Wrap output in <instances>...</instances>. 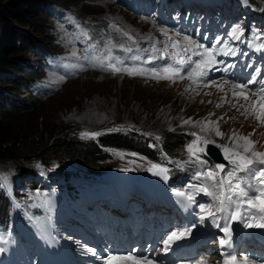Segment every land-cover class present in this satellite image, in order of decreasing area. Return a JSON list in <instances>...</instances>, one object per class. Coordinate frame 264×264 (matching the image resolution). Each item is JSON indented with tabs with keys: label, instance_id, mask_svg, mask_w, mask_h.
Returning <instances> with one entry per match:
<instances>
[{
	"label": "rangeland",
	"instance_id": "obj_1",
	"mask_svg": "<svg viewBox=\"0 0 264 264\" xmlns=\"http://www.w3.org/2000/svg\"><path fill=\"white\" fill-rule=\"evenodd\" d=\"M140 1L72 0V4L67 7L59 4L47 6L45 9L51 14L46 21L40 23L45 27L44 33H37L33 27L23 25L9 17L16 31L10 30L4 33L0 30V41L5 39L4 43L9 50L8 57L17 62V70L27 71L31 79H39L29 86L28 92L20 93L18 89L24 91L22 85L30 78L21 81L17 75L0 71V78H13L15 81V87L11 85L8 87L10 89L6 90L7 85H4L0 87V91L9 92L8 94L16 97L15 99L31 104L32 112L27 114V120L32 119L36 123L44 124L53 122L61 126L62 136L74 141L86 140L90 137H82L83 132L103 134L109 129H121L126 135L134 134L136 144H139L140 133L159 136L163 144L165 142L168 144L170 140L174 141L179 152L176 157L187 160L185 146L194 139L191 133H199L201 123L212 120L218 122L220 131L225 134L223 138L211 133L207 134L217 144L227 143V137L235 130L241 135L252 133L251 138L257 141L258 149L264 150L262 147L264 146V125L255 124L253 117L246 118L241 114L244 111L243 108L237 110V107H234V105L244 104V101L232 96L229 85H226L225 91L222 92L211 86L212 83L207 85L199 81L193 83L184 71L181 73L184 79L176 78L170 81L154 79L150 74L128 75L124 72L113 74L111 71L102 73L99 71L100 67L91 66L109 50L112 56L125 61L128 66H133L134 59L127 54V51H124V49H131L136 54L139 66L146 69L159 67V57L171 48L169 37L180 41L181 36L174 28L181 27L189 13L184 12L180 5L168 4L164 0L161 1L159 8ZM254 1L264 3V0ZM61 4L64 3L61 2ZM218 4L222 5V0H218ZM3 7L9 11L15 10L14 6L6 2H3ZM240 14L241 11L238 13L235 10L232 11L234 25H238ZM234 25L230 26L232 31ZM239 26L244 30L246 28V24ZM82 29L88 33L87 37L81 35ZM160 29H164L167 35ZM195 30L200 34L198 40L200 44L216 49L221 34L220 28L211 26L207 20H204L195 25ZM123 32H128L133 40L123 36ZM15 37L23 38V42L19 41L18 51L10 53L9 48ZM255 38H260V35H257L250 26L247 40L253 41ZM260 41L264 43V36L260 38ZM165 45L168 47L165 48ZM73 51L76 52V56L71 55ZM86 56L87 59H85ZM153 56L157 59L152 60ZM145 61L150 62L144 63ZM68 73L75 74L68 75ZM60 75L66 76L62 82H58ZM223 80L233 81L227 75H221L214 82L219 84ZM229 94L230 97H228ZM217 104L220 107H217ZM221 117L223 119H220ZM189 119L191 123H183ZM106 150L115 153L113 149ZM116 152L117 154H110V157L106 158L104 153L101 154L104 160L97 163L101 164L99 170H93L85 163L78 164L81 174H90L94 177L71 180L81 192L80 198L75 199L70 196L68 199L75 210L81 206L86 211L90 210L89 197L82 195V192H86L85 188L91 187L92 197L98 196L101 189L108 187L107 175L115 170L111 173L108 171L112 170L114 165H119L116 168H121L120 165L129 163L127 161L137 160L148 165L143 158L135 159L126 155V151ZM202 159L205 158L202 157ZM37 163L38 161L34 159L25 161L23 165L27 169L33 168ZM197 170H199L198 166L189 164L183 169L171 171L169 175H175V179L179 181V187L174 189H183L189 183L203 182L193 179L194 172ZM14 171L16 170L12 161L0 159V175L7 177L1 186L8 192L10 190L8 181ZM131 174L134 176L136 173ZM35 175L20 177L17 182L21 184V189H26L24 182L30 180L45 185L44 192L29 196L35 199L40 209L31 211L33 202L24 198L26 213L19 216L20 212H18L17 217H12L11 226L16 231L12 235H6L5 228L0 227L3 236L0 247L5 249L0 252V264H15L18 259L27 260L31 252L35 251L19 241V237H23L31 244L33 243V238L28 231L33 226L26 220L35 217L32 221L36 220L34 227L37 226L38 230L42 225L40 223L42 218L45 224L44 234L48 235L52 227L51 222L56 224L59 219L58 204L62 201L54 185H62L63 181H53L50 177L43 176L41 172ZM113 177L115 181V176ZM162 188L165 189V185ZM105 190L103 189L101 193ZM98 204L99 202L95 205ZM1 223L6 225V222ZM207 225L215 231L216 227L212 228L211 222L207 221ZM210 244L213 246L214 241Z\"/></svg>",
	"mask_w": 264,
	"mask_h": 264
},
{
	"label": "snow or ice",
	"instance_id": "obj_2",
	"mask_svg": "<svg viewBox=\"0 0 264 264\" xmlns=\"http://www.w3.org/2000/svg\"><path fill=\"white\" fill-rule=\"evenodd\" d=\"M160 31L167 35L164 29H160ZM81 35L87 37L88 33L82 29ZM122 35L127 37L128 40H133L128 32H123ZM229 35L239 40L243 35V29L239 25H234L233 31ZM183 42L182 51L184 53H188L193 49H201L202 51L193 52V55L202 58L192 60V56L181 55L180 52L175 51L181 45V42L169 37V44L174 50L171 53L172 62H166L163 66L151 69H146L143 66H128L125 61L112 56L110 50L91 66L100 67L105 71H111L113 74L118 72H124L128 75L150 74L154 79L170 81H174L176 78L184 79L181 74L184 71L187 72V78L196 83L208 75V69H212L213 65L223 63L216 60L217 52L214 48H206L203 44H196L188 35L183 37ZM167 47L168 45H165V48ZM255 47L257 51L264 49V43L257 44ZM124 51H131V49H124ZM223 54L235 55L236 53L232 48H229ZM71 55L76 56V52L73 51ZM168 56L169 54L165 51L159 59L167 60ZM85 59H87V56ZM151 59L155 60L157 57L153 56ZM149 62L145 61L144 63ZM230 67L232 66L225 67L223 71L227 72ZM215 70L219 71L221 69ZM256 71L259 73L260 69ZM74 74L68 73V75ZM65 78V75H60L58 82H62ZM229 84L231 85L229 91H231L232 96L245 102L244 104L234 105V107H237V110L243 108L242 115L246 118L251 116L258 125H264V79L257 80L256 76L253 75L246 82L223 80L219 84L212 82L211 86L223 92L225 86ZM255 84L260 86L258 88L249 87ZM252 97H255V99H252ZM217 107H220V105L217 104ZM183 123H191V120H185ZM209 133L221 138L225 135L220 131L217 121L209 120L201 123L200 132H192L191 135L194 139L185 146L187 160L175 162L177 167L181 169L189 164L198 166L199 170L194 172L193 179L207 181V183H189L183 189H172L173 195L179 198V202L184 207L192 205L198 207L197 223L203 224L209 221L223 234L217 238L218 247L221 249V260L216 261V264H254L251 254L234 250L233 225L239 223L245 229L264 230V150L258 149L257 141L251 138L252 133L241 135L234 130L227 137L228 142L220 144L211 139L207 135ZM99 134L83 132L81 136L95 137ZM208 145H214L220 150L226 164L216 163L214 166H209L208 161L202 159V155H208ZM131 155L135 156L137 154L132 153ZM165 159L167 158L165 157ZM123 170L128 171L129 169L125 168ZM147 170L152 172L153 175L161 177L164 181L169 179L170 169L163 164L151 163ZM6 179L7 177L0 175V185ZM198 194L209 197L210 202L197 204L196 196ZM221 221H223L222 224ZM196 226L197 224L193 223L190 226L175 227L169 230L163 239L159 241L161 245L159 251L169 253L173 245L187 239ZM0 241H3L2 235H0ZM84 247L88 254L94 256L102 264H161L154 255L143 254L137 248H133L127 253L105 251L101 255L95 248ZM3 251L5 249L0 247V252ZM188 264H209V261L207 257L199 256L194 260H190Z\"/></svg>",
	"mask_w": 264,
	"mask_h": 264
},
{
	"label": "trees",
	"instance_id": "obj_3",
	"mask_svg": "<svg viewBox=\"0 0 264 264\" xmlns=\"http://www.w3.org/2000/svg\"><path fill=\"white\" fill-rule=\"evenodd\" d=\"M3 2L14 6L15 10L9 11L4 8ZM61 2L64 4H61ZM253 3L258 9H264L263 2L253 0ZM57 4L67 7L72 4V0H0V30L4 33L10 30L16 31L15 26L12 25V21L9 19L10 17L23 25L33 27L37 33H44L45 27L40 23L46 21L49 14H51L45 7ZM4 40L0 41V71L17 75L21 81L27 78H30L28 81H31V75L27 71L17 70V62L15 63L8 57L9 50ZM19 41L22 43L23 38H13L12 45L9 48L10 53L19 50ZM4 85H7L5 86L7 87L6 90H9L8 87L11 85L15 87V81H13V78H0V87ZM18 92L21 93V89H18ZM8 93L0 91V159L12 161L16 170L14 173L17 176L29 173L30 167L26 169L23 163L34 159L38 161L34 168L48 174H51V171L54 170L65 178L78 175L75 167L79 163L88 164L91 169L99 170L101 164L97 163L104 160L101 154L104 153L105 158L110 157L108 152L106 153V149L125 151L137 149L144 155L150 154L154 158V153L146 148L144 142L139 141V144H136L134 134L126 135L125 133L116 132L115 129H109L103 134L95 136L96 139L95 137H88L86 140L74 141L62 136L60 134L61 126L53 124V122L44 124L42 122L36 123L32 119L27 120V114L32 112L31 104L24 100L19 101ZM164 146L173 156L179 154L174 141L170 140L168 144L165 142ZM38 188V183H31L30 193L36 192Z\"/></svg>",
	"mask_w": 264,
	"mask_h": 264
},
{
	"label": "bare ground",
	"instance_id": "obj_4",
	"mask_svg": "<svg viewBox=\"0 0 264 264\" xmlns=\"http://www.w3.org/2000/svg\"><path fill=\"white\" fill-rule=\"evenodd\" d=\"M177 33L181 36V40H183V37L185 36V35H188V36H190L191 37V39H192V41H194L195 39H196V37H197V35L195 34V33H193V32H186V33H182V32H179V31H177ZM198 51H202L201 49H193L192 51H189V56H192V60H197V59H201L202 57H200V56H198V55H193V52H198ZM229 86L231 87V85L229 84ZM228 97H230V94L228 95ZM254 99H255V97H254ZM245 103V102H244ZM227 109V108H226ZM257 122H255V124H256ZM209 146H211V145H208L207 147V149H210V147ZM211 150V149H210ZM210 150H208V152L210 151ZM168 204H170V203H168ZM135 206L137 207L138 206V203H135ZM158 211H163V212H167L168 211V209H163V208H159V209H157ZM176 211L175 210H171V213H175ZM160 214H163L162 212H160ZM89 226L90 227H85V233H86V235H87V233H88V231L89 230H91L92 229V233H96L95 235V237H93V238H90L91 240H92V242H94V243H97L96 241H95V238L96 237H98L99 238V242H100V245H107V243H108V237H107V235H106V233L105 232H103V231H101V227L102 226H99V225H97V226H95L94 227V225L92 224V223H90L89 224ZM177 226H181V224H177ZM132 230H135V229H132ZM136 231V230H135ZM215 234H217V235H220V233L218 232V231H215L214 232ZM241 238H243V235L241 236ZM213 239H214V235H211V237H210V239H209V242H208V246L211 248V251L209 252V255L208 256H204V257H207V259H208V261H209V264H216V261H219V260H221V256H220V250L219 249H217L214 245L212 246L210 243L211 242H213ZM215 244V243H214ZM101 246H99V247H97V249L99 250V248H100ZM247 253H249V254H255L257 251L256 250H253V249H251V248H249V249H246L245 250ZM63 259V258H62ZM86 262H87V260H86ZM52 264H60L59 262H53ZM63 264H65V263H63ZM254 264H260V263H255L254 262Z\"/></svg>",
	"mask_w": 264,
	"mask_h": 264
},
{
	"label": "water",
	"instance_id": "obj_5",
	"mask_svg": "<svg viewBox=\"0 0 264 264\" xmlns=\"http://www.w3.org/2000/svg\"><path fill=\"white\" fill-rule=\"evenodd\" d=\"M210 150L208 152V154L216 161V162H222L226 164V161H224L222 153L220 152V150L218 148H216L214 145L209 146ZM208 148V147H207Z\"/></svg>",
	"mask_w": 264,
	"mask_h": 264
}]
</instances>
